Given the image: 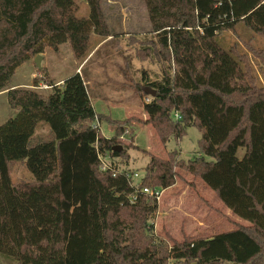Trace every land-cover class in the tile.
<instances>
[{"label": "trees", "instance_id": "trees-1", "mask_svg": "<svg viewBox=\"0 0 264 264\" xmlns=\"http://www.w3.org/2000/svg\"><path fill=\"white\" fill-rule=\"evenodd\" d=\"M86 1L88 14L79 16L76 0H0V92L17 111L0 124L1 259L68 264V255L79 254L78 264H264V86L239 42L222 43L227 32L239 37V24L264 38L263 0H144L165 59L171 54L177 68L148 83L155 94L143 103V123L163 145L190 126L201 137L199 153L187 161L177 150L168 159L147 153L140 186L168 188L176 168L198 177L247 222L216 237L218 248L211 239L190 238L169 247L153 234L157 202L136 192L132 172L101 170L97 154L108 155L115 170L114 158L128 154L111 150L116 134L106 138L94 128L100 115L78 72L56 85L41 67L38 81L51 86L47 92L10 85L16 68L47 46L68 43L81 63L97 44L94 37L111 36L101 0ZM245 45L264 64V50ZM117 123L122 133L126 120ZM40 126L46 134L37 133ZM16 163L30 180L12 181ZM72 196L83 204L80 217L67 210ZM232 235L250 250H238Z\"/></svg>", "mask_w": 264, "mask_h": 264}, {"label": "rangeland", "instance_id": "rangeland-1", "mask_svg": "<svg viewBox=\"0 0 264 264\" xmlns=\"http://www.w3.org/2000/svg\"><path fill=\"white\" fill-rule=\"evenodd\" d=\"M76 2L78 15L87 16V1L76 0ZM101 8L107 27L111 32L109 37L112 38L104 45L102 55L106 57L104 62L99 60L101 63L98 62V66H96V73L99 78L102 77V83H105L111 91L120 92L117 96L110 95L107 99L123 103L103 105L104 98L101 99L95 93L97 86L88 83L87 89L93 101V107L100 115L99 119L94 120V126L99 134L106 138L116 134L119 142L116 145L119 144L122 149H126L127 160L123 154L114 158L113 164L120 169L127 168L131 172L141 175L148 162L147 153L152 154L146 145L153 143V134L150 130L141 128L148 124L143 123L144 119L140 117L139 112L128 117L132 114V106L128 108L127 102L142 107L143 103L151 98L144 91L145 88H149L148 83L160 80L164 71L174 74L177 67L171 54L169 59H165L168 58V55L166 57L164 50L158 44L156 33L152 31L144 0H101ZM237 34L239 37L232 32L222 35L223 45L229 47L233 42H239L240 49L247 52L249 56L250 65L259 84L264 86L262 58L254 56L245 45V42H250L254 48L264 50V38L257 35L252 36L250 30L240 24L237 27ZM94 38L97 44L105 40ZM40 55L42 56L41 67L45 70L42 76L45 80H52L54 83L71 75L79 63L72 55L68 43L60 44L57 50L47 46ZM40 68L36 67L34 57H31L16 68L10 85L25 83L26 86L18 88H30L38 92L49 91L44 88H50V85L46 87L39 85L40 82L43 83L38 81L42 77L39 73ZM81 73L82 77L89 79V74L84 68L81 69ZM105 74L113 76L105 82L107 76ZM44 84L47 83L44 82ZM98 86L100 87V85ZM99 99L102 101L100 102ZM16 113L17 111L8 105L6 95H0V124L15 117ZM123 120H126L123 125L125 129L119 133L117 132V122ZM151 129L155 132L153 127ZM47 131V128L40 126L37 133L46 134ZM200 137L201 132L195 126H190L180 139L170 138L163 146L168 152L177 150L179 157L187 161L199 153L198 140ZM168 152L165 159H168ZM243 152L244 149L240 148L238 156L241 157ZM175 170L177 175L174 183L168 188H162L160 198L156 200L157 210L152 224L153 234L157 239H161L169 247L172 245L173 239L178 242L186 238H190V240L211 239L213 248H218L216 237L232 232L236 229L237 224L247 223L233 215L198 177L193 176L185 169L176 168ZM68 173L70 176L73 175L71 171ZM11 178L14 183L31 179L26 168L17 163L12 166ZM71 187L72 185L69 183L67 190L70 191ZM67 210L71 216L80 217L83 214V204L78 198L72 196L69 199ZM228 239L236 240L238 250L244 253L250 250L249 244L240 241L238 235H232ZM79 258V254H71L68 255L67 262L68 264H78ZM0 264L12 263L3 261L0 257Z\"/></svg>", "mask_w": 264, "mask_h": 264}, {"label": "crops", "instance_id": "crops-1", "mask_svg": "<svg viewBox=\"0 0 264 264\" xmlns=\"http://www.w3.org/2000/svg\"><path fill=\"white\" fill-rule=\"evenodd\" d=\"M111 38L112 37H107L105 40H103L102 42L98 43L94 47V49L89 53V55L81 63H78L77 64L75 70L72 73V74H74V73L78 72L82 76L83 74L81 73V69L84 68L87 71V73L89 74V79L83 77L86 88H87V84L88 83L89 84L96 85L97 86V90L95 92L96 95L100 96L101 99L104 98L102 103H103V105L106 104L107 106H109V105H116V104L120 105L121 103H123L121 101H117V100H114V99H111V100H108L107 99L108 97H110V95L117 96L120 92H113V91H111L107 87V85L105 83H102L103 82L102 77L99 78L98 75H97V73H96V71H97L96 66H98V62H100V63H101V61L104 62L103 60L106 57V56H103L102 55V52L104 51V45L107 44L108 41ZM100 59H101V61H99ZM105 75H107L106 76V79H105V82H107L109 80V78L113 76V75H109V74H105ZM119 76H120L121 79H123V77L120 74H119ZM66 78L67 77L62 78V79H60L58 81H55V84L56 85H59ZM124 82H125V80H124ZM39 85H43V87L48 86L47 84H44V83H40ZM98 85H100V87ZM19 86H26V85H25V83L24 84L23 83L22 84L21 83H17V84H13L12 87H19ZM44 89H49V88H44ZM87 91H88V89H87ZM88 94H89V92H88ZM0 95H5V94H4V92H0ZM89 97H90V94H89ZM90 99H91V97H90ZM101 99H99L100 102L102 101ZM104 101H106V103H104ZM91 102H92V106H93L92 99H91ZM108 102H109V104H108ZM124 102H126V101H124ZM147 102H148V100H147ZM130 106H132V108H131L132 109V114L128 115V117L131 116V115H133L136 112H139L140 117L142 119H145L146 118V114H145V112L143 110V105H142V107H137L135 105V103H130L128 101L127 102V107L130 108ZM141 128L144 129V130L145 129L150 130L151 133L153 134V143L146 145L147 146L146 148L152 154H154L155 156H158L160 158H164L165 159V157H167V152L168 151L165 149V147L163 146V144H161V142H160L159 138L157 137V135L155 134V132H153V130L151 129L152 127H150L149 125H144Z\"/></svg>", "mask_w": 264, "mask_h": 264}, {"label": "built area", "instance_id": "built-area-1", "mask_svg": "<svg viewBox=\"0 0 264 264\" xmlns=\"http://www.w3.org/2000/svg\"><path fill=\"white\" fill-rule=\"evenodd\" d=\"M263 2H264V0H263ZM175 117H178V115L175 114ZM94 128H96V126H94ZM97 158L100 161L101 170H103V171L111 170L113 175L115 173H118V172L125 173L122 170V168L118 169V170H115V168L112 165L111 159H110V157L108 155L97 154ZM126 175H128V174H126ZM130 177L134 181V186H135L136 192H143L144 194L154 198L155 200H158L160 198V195L162 193V188H151V187H145V186L141 187L140 186V183H141L140 179H141L142 175H140V174H138L136 172H132L130 174ZM129 198H130V202H134L136 200L137 196H136V194H133Z\"/></svg>", "mask_w": 264, "mask_h": 264}, {"label": "water", "instance_id": "water-1", "mask_svg": "<svg viewBox=\"0 0 264 264\" xmlns=\"http://www.w3.org/2000/svg\"><path fill=\"white\" fill-rule=\"evenodd\" d=\"M41 58H42V56L40 54H38L34 57V63L36 64L37 68L41 67V64H40ZM144 91L147 95H150L151 97L154 96V94H155V90L151 89V88H145ZM111 150L114 152H120L122 150V146L119 144L114 145V146H112Z\"/></svg>", "mask_w": 264, "mask_h": 264}]
</instances>
